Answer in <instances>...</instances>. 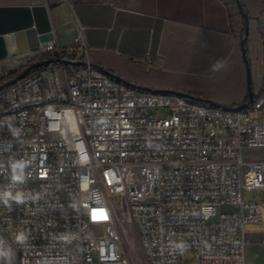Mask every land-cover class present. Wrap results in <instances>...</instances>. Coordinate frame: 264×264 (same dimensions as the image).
Listing matches in <instances>:
<instances>
[{
  "label": "built area",
  "instance_id": "1",
  "mask_svg": "<svg viewBox=\"0 0 264 264\" xmlns=\"http://www.w3.org/2000/svg\"><path fill=\"white\" fill-rule=\"evenodd\" d=\"M44 60L71 64L0 91V264H141L138 245L145 264H245L247 229L264 224V201L243 197L264 190V160L245 155L264 150V71L236 110L109 77L81 28L69 48L52 39L0 63Z\"/></svg>",
  "mask_w": 264,
  "mask_h": 264
},
{
  "label": "crops",
  "instance_id": "2",
  "mask_svg": "<svg viewBox=\"0 0 264 264\" xmlns=\"http://www.w3.org/2000/svg\"><path fill=\"white\" fill-rule=\"evenodd\" d=\"M238 2L239 14L232 0H0V7L44 6L53 39L63 48L81 28L95 65L118 77L119 68L106 62L121 60L134 72L142 70L143 76L133 73L126 82L237 108L248 102L244 57L253 96L264 71L258 31L264 0ZM250 196L251 202L264 201V190ZM247 239L245 264H264V224L249 226Z\"/></svg>",
  "mask_w": 264,
  "mask_h": 264
},
{
  "label": "water",
  "instance_id": "3",
  "mask_svg": "<svg viewBox=\"0 0 264 264\" xmlns=\"http://www.w3.org/2000/svg\"><path fill=\"white\" fill-rule=\"evenodd\" d=\"M238 8L239 11L242 13V9L239 4H238ZM244 23L246 28L241 38L242 48L245 38L247 37L248 20L245 15H244ZM7 36H11L13 38L17 54H24L29 51L31 52L35 51L37 50L40 43H44L52 40L53 34L50 29L46 8L44 6L0 7V61L8 57V50L5 42L6 39L5 37ZM244 61L247 70L248 102L243 104L242 106H239L238 108H236V110L246 108L253 101V97H254L252 89L250 87L249 67L247 64L246 57H244ZM51 63H64L67 65L71 64L69 62L59 61V60H44L41 62H37L25 68L21 72H19L15 78L0 84V91L12 85L13 83L24 77L32 70ZM92 66L106 73L109 77L135 89L136 91L174 94L199 104H209L214 107H220L202 98H194L184 93H178L168 90L152 91L150 89L142 88L140 86L122 80L120 77L107 72L100 66L94 64H92Z\"/></svg>",
  "mask_w": 264,
  "mask_h": 264
},
{
  "label": "rangeland",
  "instance_id": "4",
  "mask_svg": "<svg viewBox=\"0 0 264 264\" xmlns=\"http://www.w3.org/2000/svg\"><path fill=\"white\" fill-rule=\"evenodd\" d=\"M90 60H91V63L95 65V63L97 61L96 58H91ZM5 63H6V61H3L0 63V74H3V75L4 74H11L12 71L8 70ZM106 63H107L106 66L111 67V69H113L112 67H114V66L119 68V70L122 72L119 77L122 80L129 77V75L132 77L133 73H134V75H136L138 77L143 76L142 70L139 69L137 72H134L131 65H126V63L122 62L121 60H112V61H108ZM109 63H112V64H109ZM127 71H130V73L127 74L126 73ZM151 113L155 114L156 110H151ZM163 115L164 116L168 115V111L166 109L163 110ZM245 155L249 158L264 159V150H256V151L248 152V153L246 152ZM257 191H259V190H257ZM257 191H254V192H257ZM243 197L250 202L253 199V196H250V192H244ZM232 211H234V208H231V207H223L220 210L221 213H231ZM138 251H139V253H138L139 254V257H138L139 261L141 262V264H145V260H144L143 254H142L143 252H142L140 245H138ZM184 264H193V260L188 258L187 255H185Z\"/></svg>",
  "mask_w": 264,
  "mask_h": 264
},
{
  "label": "bare ground",
  "instance_id": "5",
  "mask_svg": "<svg viewBox=\"0 0 264 264\" xmlns=\"http://www.w3.org/2000/svg\"><path fill=\"white\" fill-rule=\"evenodd\" d=\"M5 42H6V46H7V50H8V57L11 56L12 54L17 53L16 51V47H15V43L14 40L11 36H7L5 37Z\"/></svg>",
  "mask_w": 264,
  "mask_h": 264
},
{
  "label": "trees",
  "instance_id": "6",
  "mask_svg": "<svg viewBox=\"0 0 264 264\" xmlns=\"http://www.w3.org/2000/svg\"><path fill=\"white\" fill-rule=\"evenodd\" d=\"M238 4H239V2H237V0H232V5L234 6V9H235V11H236V13L237 14H239L240 13V11L238 10L239 8H238ZM240 5V4H239ZM242 34H243V32H242ZM245 45H246V41H244V47H245ZM245 51H246V49H245ZM18 73L19 72H15V73H11V74H8V80H11V79H13V78H15L17 75H18ZM5 80V78H1L0 79V84H1V82H3Z\"/></svg>",
  "mask_w": 264,
  "mask_h": 264
},
{
  "label": "clouds",
  "instance_id": "7",
  "mask_svg": "<svg viewBox=\"0 0 264 264\" xmlns=\"http://www.w3.org/2000/svg\"><path fill=\"white\" fill-rule=\"evenodd\" d=\"M24 237L23 236H19L18 237V240H23ZM10 251L9 250H6L2 247V241H0V258H5V259H8L10 258Z\"/></svg>",
  "mask_w": 264,
  "mask_h": 264
},
{
  "label": "snow or ice",
  "instance_id": "8",
  "mask_svg": "<svg viewBox=\"0 0 264 264\" xmlns=\"http://www.w3.org/2000/svg\"><path fill=\"white\" fill-rule=\"evenodd\" d=\"M94 218H95V216H94Z\"/></svg>",
  "mask_w": 264,
  "mask_h": 264
}]
</instances>
